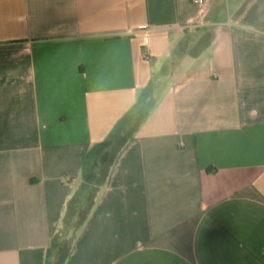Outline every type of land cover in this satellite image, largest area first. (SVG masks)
I'll use <instances>...</instances> for the list:
<instances>
[{
    "label": "crops",
    "instance_id": "0c3cea01",
    "mask_svg": "<svg viewBox=\"0 0 264 264\" xmlns=\"http://www.w3.org/2000/svg\"><path fill=\"white\" fill-rule=\"evenodd\" d=\"M0 264H264V0H0Z\"/></svg>",
    "mask_w": 264,
    "mask_h": 264
},
{
    "label": "built area",
    "instance_id": "2783aa9c",
    "mask_svg": "<svg viewBox=\"0 0 264 264\" xmlns=\"http://www.w3.org/2000/svg\"><path fill=\"white\" fill-rule=\"evenodd\" d=\"M194 2H199V0H193Z\"/></svg>",
    "mask_w": 264,
    "mask_h": 264
}]
</instances>
